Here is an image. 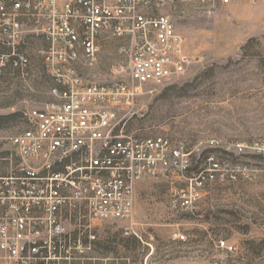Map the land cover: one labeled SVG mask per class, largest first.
I'll return each mask as SVG.
<instances>
[{
  "label": "built area",
  "instance_id": "built-area-1",
  "mask_svg": "<svg viewBox=\"0 0 264 264\" xmlns=\"http://www.w3.org/2000/svg\"><path fill=\"white\" fill-rule=\"evenodd\" d=\"M171 1L0 0V46L10 50L0 55V65L16 58V66H26L19 52L26 34L41 36L46 43L44 67L56 98L24 112L26 128L11 138L10 175L0 177V261L71 260L73 251L92 249L97 239L93 222L133 219L140 182L189 169L192 152L184 145L119 131L120 112L148 85L183 76L191 64L184 37L169 16L158 13ZM105 40L117 43L127 62V78L86 82L79 69L98 59ZM249 152L262 158V166L240 167V173L247 179L264 176V140L239 145V155ZM203 185L202 177L191 180L181 196L183 208L193 207ZM71 221L89 222L85 242L83 232L77 236L67 231ZM218 248L237 251L224 240Z\"/></svg>",
  "mask_w": 264,
  "mask_h": 264
},
{
  "label": "rangeland",
  "instance_id": "rangeland-1",
  "mask_svg": "<svg viewBox=\"0 0 264 264\" xmlns=\"http://www.w3.org/2000/svg\"><path fill=\"white\" fill-rule=\"evenodd\" d=\"M158 13L169 16L184 37L191 64L183 76L148 85L120 112L119 131L184 145L192 152L190 167L140 182L133 220L93 222L92 232L101 236L96 244L116 248L128 230L141 235L142 247L148 249L138 250L140 245L129 240L133 264H264V176L247 179L239 171L263 162L250 152L239 155V145L264 140V0H174ZM108 46L105 40L98 59L81 65L86 82L126 80L127 62L118 54L117 43ZM9 51L0 46V55ZM32 58L30 64L26 59V66H16V58L0 65L1 177L10 175L11 138L26 128L23 113L56 101L47 90L53 80L42 56ZM119 66L124 69L114 72ZM32 85L38 89H28ZM197 177L204 178L199 199L185 209L181 196ZM88 225L71 221L66 229L83 232L86 241ZM222 240L236 246V253L219 249Z\"/></svg>",
  "mask_w": 264,
  "mask_h": 264
},
{
  "label": "crops",
  "instance_id": "crops-1",
  "mask_svg": "<svg viewBox=\"0 0 264 264\" xmlns=\"http://www.w3.org/2000/svg\"><path fill=\"white\" fill-rule=\"evenodd\" d=\"M32 28H33L32 25L28 26L29 30H31ZM41 44L44 47L46 46V43L44 42V40L41 36H38L34 33H31V31H29L26 34L25 44L23 45L22 49H25L24 55H25L26 59L28 60V64H30L33 61L32 57L36 53L40 54L42 56V59H43V48L41 47ZM114 44H116V42L112 44V42H109L107 40V46L108 45L114 46ZM110 46H108V47H110ZM3 48H5V47H3ZM43 63H44V60H43ZM31 71H33V70L31 69ZM32 74H33L32 77L41 79V76H40L41 74H35V73H32ZM27 76H29L28 73H27ZM38 86L39 85L28 86V89L33 91L35 89H38ZM14 87H11V88L15 89ZM53 87H54V82L50 83L47 86V90L50 92V94H51V89ZM138 188L136 187V191H135L136 199H137V189ZM1 211H0V215L2 214ZM117 223H120V222H117ZM127 232H128V234H127ZM76 235L78 236L79 233L77 232ZM95 235L97 238L96 241H98V243L100 244L101 236L97 235V234H95ZM120 240H121V242H120ZM129 240H134L135 242H137V244L140 245L139 248H137L138 250H143V252H145V253L148 252V249L145 246L142 247V244L145 245V242H144V239L142 238V236L135 233V232H129L128 230H126V232H124L122 234L121 238H119V242L117 243L116 248H112V249L111 248H104V247L99 246V244H96V241H95L93 243V247L91 250L82 249L80 252L75 253L76 254L75 258L68 260V261H62L60 264H133L131 261L132 249L129 246H127V243ZM84 254H87L90 257H86V258L81 257ZM245 259H247V257ZM34 264H36V262ZM40 264H43V263H40ZM140 264H142V260H140Z\"/></svg>",
  "mask_w": 264,
  "mask_h": 264
},
{
  "label": "trees",
  "instance_id": "trees-1",
  "mask_svg": "<svg viewBox=\"0 0 264 264\" xmlns=\"http://www.w3.org/2000/svg\"><path fill=\"white\" fill-rule=\"evenodd\" d=\"M85 242V241H84Z\"/></svg>",
  "mask_w": 264,
  "mask_h": 264
}]
</instances>
